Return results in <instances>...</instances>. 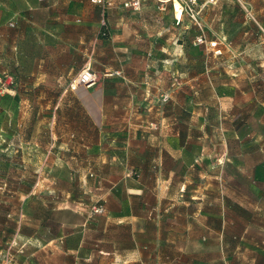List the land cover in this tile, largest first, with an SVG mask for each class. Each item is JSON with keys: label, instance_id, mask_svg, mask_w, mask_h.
<instances>
[{"label": "rangeland", "instance_id": "obj_1", "mask_svg": "<svg viewBox=\"0 0 264 264\" xmlns=\"http://www.w3.org/2000/svg\"><path fill=\"white\" fill-rule=\"evenodd\" d=\"M13 1L24 39L0 46V75L13 78L0 96V264H88L54 239L72 233L67 246L75 247L80 227L46 225L50 212L70 210L79 221L88 217L94 232L105 228V188L126 173L138 175L139 164L163 146L180 152V161L167 160L169 167L192 174L183 198L209 201L212 206L200 209L213 211L219 194L243 218L226 226L236 232L264 226V0H240V9L217 0L207 5L215 9L196 10L202 34L220 54L192 45L201 31L187 15L174 31L169 4L144 1L132 11L124 0H64L59 10L69 18L74 13L80 27L64 24L60 37L43 40L39 7ZM85 66L96 81L108 70L107 102L117 105L107 127L96 130L66 89ZM124 130L137 139L126 142ZM169 133L179 140L165 143ZM139 135L148 141L139 142ZM221 146L218 172L211 154ZM204 170L210 177L221 173L218 193L213 178H202ZM98 206L103 213H94Z\"/></svg>", "mask_w": 264, "mask_h": 264}, {"label": "crops", "instance_id": "obj_2", "mask_svg": "<svg viewBox=\"0 0 264 264\" xmlns=\"http://www.w3.org/2000/svg\"><path fill=\"white\" fill-rule=\"evenodd\" d=\"M63 1L33 0L39 7L38 11L45 15L44 22L38 26L43 33L41 36L43 40L45 35L60 37L64 24L73 28L77 25V29L80 27L78 21L74 19V13L72 18H69L65 17L68 14L66 10H59ZM206 1L196 0V9L202 10L203 7L210 5ZM231 1L240 9V0ZM157 3H160L161 7L169 4L172 8L170 14L173 17L174 31L184 25V15L179 23L176 21L175 4L172 5L169 1ZM210 9L215 8L207 6V10ZM16 11L13 0H0V46L21 44L24 39V33L16 31L18 28L15 26L14 18ZM192 45L196 46L193 41ZM80 71L69 80L66 89ZM107 73L108 70L102 74V80L96 81L92 86H79L76 90L70 91L73 103L79 107L89 126L94 130L107 127L108 112L117 107L107 102L110 89L104 77L111 76ZM131 77L122 76L125 80L127 78V81ZM127 108L134 110L130 104ZM135 111H138V108L135 107ZM124 131L126 133L122 135L126 142L137 139L136 133L130 135L129 130ZM116 137L118 136L115 135ZM138 137L139 142L148 141L142 135ZM178 138V134L169 133L163 141L172 143L179 140ZM183 143L185 147L191 143L189 136L185 137ZM223 144L224 142H221V145ZM217 145L219 146L218 142ZM204 148L203 146L202 157L208 159L210 154L208 151L204 152ZM162 150L164 151H158L153 159L147 157L142 161V165L139 164L138 175L130 177L126 173L121 181L105 188L104 204L107 210L104 215L105 228L94 232L89 225L87 226L89 218L86 216H83L78 224L58 223L59 229L80 227L81 233L75 247L67 246L72 233H59L54 239L59 241L62 249L67 253L85 257V261H89L88 264H100L98 257L101 255L107 257L108 262L105 264H264V226H256L258 231L255 232H248L246 227L243 231L236 232L229 225L226 226V220L243 222V218L234 211L239 206L225 204L224 198L219 194L213 200L216 208L213 211L200 209L201 205L212 206L213 203L209 201L193 196L183 198L179 193L190 190L191 182L187 181L186 176L188 173L190 176L192 174L186 171L184 176H181L176 169L167 165V160L180 161L178 150L167 146H163ZM211 155L217 160L219 172V161L223 156L222 146L220 151L216 150ZM195 162L196 158L191 159L190 167H193ZM202 178H213L217 193L222 188L221 173L210 177L204 170ZM208 194L209 192H206V195Z\"/></svg>", "mask_w": 264, "mask_h": 264}, {"label": "built area", "instance_id": "obj_3", "mask_svg": "<svg viewBox=\"0 0 264 264\" xmlns=\"http://www.w3.org/2000/svg\"><path fill=\"white\" fill-rule=\"evenodd\" d=\"M102 0H92L93 3H101ZM146 0H125L123 2V7L126 9H131L132 11H138L142 6V3ZM157 2L169 1L174 5L175 3L179 4L180 13L176 16V21L179 23L183 15H187L198 27L201 34L195 39V44H205L208 48L212 49L215 54H220L217 43L207 42L205 36L202 34L203 28L201 24L197 21L198 12L196 11V0H154ZM209 4H215L216 0H207ZM112 75L119 76V72H114ZM96 74L91 70L89 66H85L79 74L69 83L68 89L70 91L76 90L79 86L89 87L95 84ZM13 83L12 76H1L0 75V96L4 95L6 88ZM94 213H103L104 210L102 207L98 206L94 208Z\"/></svg>", "mask_w": 264, "mask_h": 264}, {"label": "trees", "instance_id": "obj_4", "mask_svg": "<svg viewBox=\"0 0 264 264\" xmlns=\"http://www.w3.org/2000/svg\"><path fill=\"white\" fill-rule=\"evenodd\" d=\"M2 208L3 207H1V209ZM46 221H47L46 225L49 224L54 228L56 225H58V223H66L69 225L78 224L79 216L70 210H55L50 212Z\"/></svg>", "mask_w": 264, "mask_h": 264}, {"label": "bare ground", "instance_id": "obj_5", "mask_svg": "<svg viewBox=\"0 0 264 264\" xmlns=\"http://www.w3.org/2000/svg\"><path fill=\"white\" fill-rule=\"evenodd\" d=\"M175 4H177V3H175ZM178 5V4H177ZM177 9V8H176ZM176 13H177V16L179 15V13H180V10L179 9H177L176 10Z\"/></svg>", "mask_w": 264, "mask_h": 264}]
</instances>
